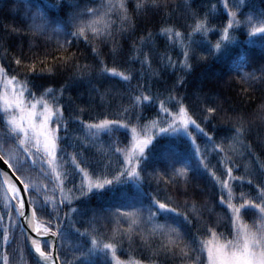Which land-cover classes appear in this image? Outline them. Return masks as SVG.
I'll return each instance as SVG.
<instances>
[{
  "label": "trees",
  "instance_id": "1",
  "mask_svg": "<svg viewBox=\"0 0 264 264\" xmlns=\"http://www.w3.org/2000/svg\"><path fill=\"white\" fill-rule=\"evenodd\" d=\"M102 0H95V5H99ZM107 3V0H103ZM238 2V0H237ZM65 5L69 0H64ZM116 5L114 11L109 12V18L119 26L121 24L120 16L116 14L119 11L120 0H113ZM127 8V18L131 29L135 30V48L130 52H125L123 56L104 57V64L101 68H115L117 72H123L125 75L131 73L134 77L130 84L132 87L143 85L144 88H150L152 95L156 98L154 103L146 102V106H141L132 113L129 109L127 96L121 97L124 87L128 82L123 81L119 76H111L104 73L105 84L101 86L96 84L101 79L99 71L93 66L89 72L94 77L93 83L99 88V92L92 94L90 85L86 80L81 79L77 72L75 80L78 82L69 83L67 90L63 92V101L61 103L65 108H69L68 101L73 102L68 111L64 112L65 120L61 122L58 135L63 141V147L66 148V157L58 161V171L63 174L65 171V159L67 166H71V156L81 153L80 159L90 169L95 171V175L90 172V179L93 183L105 178L112 180L110 185L102 189L92 188L86 198L80 197L78 192L70 193L72 184L68 183L64 187L66 200H72L73 209L80 208L85 216L77 215L65 223V239L57 241L59 254L65 261H72L75 264L77 259L82 260L83 264H112V253L105 250L103 245L106 243H115L117 245L116 255L122 261H140L141 264H172L171 257H165L163 254L157 255L151 249L144 246L139 234L134 233L133 238L127 236L112 235V223L103 219V215L113 217L116 215V209L121 213L132 212L147 207L151 196H156L162 202L167 201L172 204L179 203L181 210L186 198L178 196L180 192L193 189L202 191L204 194L200 197L198 204H204L207 208H214L213 200L219 196V188L213 192L214 181L199 164V157L196 156V149L199 148L204 153V158L208 166L213 168L218 176L226 175L223 166L219 164L220 159L230 157L232 163L236 165L234 169L235 176H243V181H232L236 196L240 192H249L251 189L255 192V184L258 180H264V174L261 171V163L264 162V113H261V105H264V34L257 33L254 27H260L257 13L264 8V0H248L247 7H241L236 10L235 23L230 28V39L222 42L219 50L213 48V45L220 39L222 29L228 24L227 9L223 7L222 0H161V14L156 15L151 20H145L143 10L136 11L138 0H123ZM89 3V7L95 6ZM39 11L43 19H31L32 13ZM197 13L196 19L204 21L207 32H193L195 28V19L190 18L193 12ZM70 9L56 7V0H0V57L9 53L8 58H4L2 63L9 64L11 56L22 54L28 61L32 62L36 58L35 78L31 79L29 88L35 93L37 98L45 88H54L57 90L54 95H59L61 85L70 81L74 71L73 67L61 69L57 75H50L47 70L41 72V68L52 66L57 62L63 51L57 48V40H69L72 48L68 51L75 52L80 56L86 55L85 48L91 51V47L84 43L83 37L79 41L70 35L72 29L71 22L68 20ZM125 13L121 12V15ZM43 24L48 29H58L60 33L67 32L68 35H57L51 32H45L43 35L34 31L31 25ZM18 29L19 31H13ZM162 29H172L171 33L161 34ZM115 31V29H113ZM129 29H125L127 35ZM179 31L183 35L177 41L175 33ZM11 35H5V33ZM193 32L196 38V44L191 45V38L187 33ZM51 35V40L48 36ZM91 36V33H88ZM141 37L148 38L142 41ZM171 37V38H169ZM117 40L126 49L133 43L132 38L127 42L120 40L117 34ZM11 45V47H9ZM187 46H191L194 55L187 61V67L180 64L184 60V51ZM97 47H102L97 44ZM112 44L109 43L108 50L111 51ZM154 49V55L146 63L141 64L144 53ZM47 53V56L45 54ZM240 57L246 60L247 68L243 72H235L232 64ZM169 60L172 63H168ZM78 63L83 66H92L91 58L79 59ZM167 65V68H164ZM12 67H15L14 61ZM11 73V68L8 69ZM247 74V75H246ZM31 76V74H30ZM142 77V79H141ZM183 78V86H178V92L172 88L173 82ZM23 76H18L22 80ZM119 82V83H117ZM109 84L114 87H109ZM43 86V87H41ZM4 90L3 79H0V93ZM135 95V93H133ZM169 95H174L177 99L180 96H186L184 101L189 107V114L193 119L200 123L209 136H214L217 142H222L228 146L227 151L219 153L213 151V145L207 142L208 138L200 133L193 125H188L191 136L185 134L183 126L175 131L160 132V128L168 127L164 123V114L161 112L160 101L167 100ZM31 100V97H29ZM175 102H170L174 104ZM170 110L171 109V106ZM208 107H218L219 113H214L215 118L205 121L201 113L207 114ZM39 111V108H38ZM178 111V109H176ZM79 119H75L76 116ZM2 116V109H0ZM109 120L120 119L127 123L131 119L137 125V138H151L145 151L141 156L142 163L137 166L143 167V172L139 176L129 177L127 171L131 169L124 164V155L127 149L131 147V125L128 129L120 127L118 130L108 132L85 127L81 121L91 125L98 123L100 119ZM65 122L68 123V131L65 132ZM178 124L179 121L177 120ZM242 133L238 137H233L228 131H235L236 127H241ZM56 129V125H51ZM250 129V131H245ZM6 129L0 128V132ZM127 139H124V136ZM228 136V139L221 141V136ZM195 140V144L192 141ZM119 141V143H114ZM253 145V153L249 154L244 146ZM120 148L119 154L116 149ZM207 149V151H205ZM137 155H140L137 153ZM172 161V163H170ZM135 164V157L132 158ZM123 165V168H121ZM231 166V165H229ZM187 167L185 176L179 177L173 175V169ZM50 171V170H49ZM123 171L122 179H113L116 172ZM80 176L76 177V183L79 184ZM253 184L249 185L248 181ZM53 193L50 191L49 195ZM60 197L59 188L55 190V200L58 202ZM83 200V203L78 201ZM239 204L241 201L234 200ZM7 201L3 191H0V216H3L4 224L8 223V212L5 211ZM191 202L189 200V206ZM68 209L61 210L63 217ZM224 211L221 208H215L213 212L205 213L203 217L204 231L207 227L215 226L218 233H223L224 238L231 240L230 218L225 219ZM95 213L98 219L95 223V232H90L87 236H81L85 231V220L90 219ZM143 215L147 216L145 211ZM18 220V217H13ZM255 219L253 215L243 217L245 224L251 225ZM163 223V220H160ZM69 224H75L79 232L70 228ZM125 221L120 225L121 231L127 228ZM21 226L18 223L15 231L18 233ZM196 236L197 244L202 240L211 239V233L204 235L192 229ZM95 239L97 243L93 245ZM222 242V241H221ZM43 247V244H42ZM81 249L85 255H81ZM13 249L15 255L12 256ZM8 253L12 256L13 264H21L22 249L17 246L15 240L10 244L3 242V225H0V257ZM27 252H29L27 248ZM192 259L186 264H208L207 248L202 246L195 247L190 253ZM27 264L30 260L27 255L23 256ZM2 264V259H0ZM175 264H180L177 260Z\"/></svg>",
  "mask_w": 264,
  "mask_h": 264
},
{
  "label": "snow or ice",
  "instance_id": "2",
  "mask_svg": "<svg viewBox=\"0 0 264 264\" xmlns=\"http://www.w3.org/2000/svg\"><path fill=\"white\" fill-rule=\"evenodd\" d=\"M222 2L223 7L228 10V24L222 29L220 39L213 45L216 50L221 48L222 42L231 38L229 30L232 25L240 23L235 20L236 10L248 6V0H238V2L237 0H222ZM89 3L95 5V0H69L67 5H65L64 0H56V7L61 9L67 7L70 9L68 20L71 22L73 29L70 35L75 37L77 41L83 37L84 43L91 47L90 52L88 48H85L86 55L80 56L75 52L68 51L73 46L71 41L67 39L63 41L57 40V48L63 51L64 54L59 56L57 62L52 66L41 68L40 71L44 72L47 70L50 75H57L61 69L73 67V62H76L70 81L61 85L59 95H54L57 92L54 88H45L39 98H37L35 93L31 92L29 84L31 79L35 78L36 58H33L32 62L28 63L22 54L15 55L11 56L9 64L5 65L2 60L8 58L9 53L6 51L5 56L0 57V79H3L4 82V90L0 93V109H2L0 128L6 129V131L0 132V169H2L0 170V191H3L4 197L8 201L5 208V211L8 212V223L4 224L3 216H0V225H3L4 244H10L11 241L15 240L17 246L22 249L21 264H27L23 259L24 255L28 256L30 264H72V261H65L59 254L60 250L56 248L55 241H63L66 238L64 233L66 222L77 215L85 216L87 213L86 211L82 212L80 208L73 209L71 207L72 200H66L64 187L71 183L72 188L68 191L70 193L78 192L80 197L86 198L93 187L102 189L112 183V180L107 178L103 180L97 179L93 183L90 179V172L95 175V171L90 169L84 160L80 159L81 153L71 156L70 167L67 166V159H65L66 168L63 174L58 171V161L62 157L71 155L66 153V148L62 146L63 141L60 139L58 132L61 122L65 120L64 112L68 111L73 103L69 99V108L64 107L61 103L63 101V92L67 90L69 83L78 82L75 80L76 73L79 72L81 79L87 81L92 94L99 92L96 84L101 86L105 84L104 73H108L111 76H119L123 81L128 82L127 86L121 85L125 90L120 95L121 97L127 96L130 108L126 109V111L130 110L132 113H135L141 106H146V102L154 103L156 99L152 95L150 88H144L143 85L138 87L131 86L130 81L134 78L131 73L125 75L123 72H117L115 68L100 67V65L104 64L102 56H123L126 51L130 52L136 46L134 39L135 30L131 29L126 15L127 8L123 0H120L119 11L116 12L121 20L119 26L115 25L109 18V12L116 9L113 0H107V3L102 0L99 5L93 7H89ZM164 6L161 4V0H138L136 11L143 10L145 20L149 21L156 15L161 14ZM121 12L125 14L121 15ZM257 16L260 27H254L253 30L264 34V8L257 13ZM196 17L197 13L194 11L190 17L195 19L193 32H207L204 21L196 19ZM38 18L43 19L39 11L33 12L31 16L33 22ZM31 27L41 35L45 32L68 35L67 32L60 33L58 29H48L43 24L37 25L33 23ZM126 28L129 29L127 35H125ZM13 31L18 32L19 30L13 29ZM171 31L172 29H162L161 34L171 33ZM89 32L91 36L88 35ZM193 32L187 33V37L191 38V45L196 44ZM117 34H119L120 40L125 42L132 38V45L126 49L117 40ZM5 35H11V33L6 32ZM182 35L179 31L175 33L177 41ZM0 39H3V37H0ZM48 39L51 40V35L48 36ZM147 39L146 37H141L142 41H147ZM109 43L112 44L111 51L108 50ZM97 44L102 47H97ZM0 47H3V45H0ZM153 55L154 49L144 53V58L141 61L142 66ZM192 55H194V51L191 46H187L184 51L185 59L181 60L180 64L187 67V61ZM45 56H47V53ZM88 58L93 61L92 66L86 65L82 67L78 63L79 59ZM13 61L15 67H12ZM168 63H172V61L169 60ZM93 66L99 71L101 77L96 84L93 83L94 77L89 75ZM9 68H11V73L8 71ZM164 68L166 69L167 65H164ZM21 75L23 79L18 80V76ZM183 83V78H179L173 82L172 88L178 92V86H183ZM109 87H114V85L109 84ZM29 97H31V100H29ZM186 99V96H180L177 99L176 96L169 95L167 100L160 101V112L157 113V117L159 118L162 112L165 117L163 122L169 126L160 128L159 131H175L183 126L185 134L191 136L192 133L188 130V125L191 124L208 138L207 142L213 145V151H217L218 154L226 152L228 146L231 145V141H229V145H225L222 142H217L214 136H209L200 123H197V120L193 119L192 115L189 114V107L184 102ZM173 101L175 103L170 104ZM169 104L172 110H170L169 106H166ZM219 112L220 109L218 107H208L207 114L202 112L201 115L207 121L210 116L212 119L215 118L211 114ZM261 113H264V105H261ZM75 119H79V116L77 115ZM177 120L179 121L178 124L176 123ZM68 123L65 122L64 130L66 133L68 131ZM81 123L85 127L95 129L97 132L101 130L113 132L120 127L128 129L131 125L132 143L124 155V164H127L131 169L127 171L129 177L139 176L143 172V167H140L138 172L137 166L142 163L141 156L145 151V145L148 144L151 138L138 139L137 125L131 119L127 123L120 119L109 120L107 118L100 119L98 123L91 125L84 121H81ZM53 124L56 125V129L51 127ZM242 128L243 125L236 127L234 132L231 129L228 131L233 137H238L242 133ZM245 131H250V129ZM123 138L127 139V136L125 135ZM226 139H228L227 135L220 137L221 141ZM114 143H119V141H114ZM192 143L195 144V140ZM261 146L264 147V145ZM244 147L249 154H254L252 151L253 145ZM121 151L123 150L120 148L116 149L117 154ZM137 153L140 155H137ZM195 154L200 158L199 164L204 167L205 171L215 182L213 192L215 193L216 188H219V196L213 200L214 208L209 209L204 204H198L200 197L204 193L196 189L191 192H180L177 190L178 196L186 198L183 210H181L179 203L162 202L156 196H151L146 208L142 206L139 210L124 213H121L120 209L117 208V214L113 217H109L106 214L103 215V219L108 220L113 225L111 229L112 235L114 237L120 236L121 238L127 236L132 239L133 234L137 233L140 235L145 247L151 249L157 255L163 254L166 258L171 257L172 264H175L177 260L180 261V264H186L187 261L192 259L190 253L197 246L207 248L208 264H264V180L256 182L255 192L250 189L249 192L241 191L239 196H236L232 181H243L244 177L234 175L236 165L232 163L231 158L224 157L220 159L219 164L223 166L226 173V175L221 177L217 175L213 168L208 166L204 153L199 148L196 149ZM133 157L136 160L135 164L132 163ZM260 163L262 174H264V162ZM121 168H123V165H121ZM187 171H189L187 167L175 168L173 169V175L182 177L186 175ZM123 174V171L116 172L113 179H122ZM77 176L81 177L79 184L76 183ZM248 184L252 185L253 181L249 180ZM57 187L60 192L58 202L55 200ZM50 191L53 193L52 195H49ZM24 197L27 198L25 199ZM237 199L241 201L239 204L234 202ZM189 200L191 202L190 206ZM78 202L83 203L84 201ZM217 207L222 210L226 207V211L223 214L225 219L230 218L231 221L230 234L233 237L231 240L225 239L223 233H218L215 226H209L206 232L204 231V214H210ZM64 208H67L68 211L61 217L60 212ZM145 211L147 216L143 215ZM246 215L255 216L251 225L243 222V217ZM13 217L23 219L16 220ZM100 218L93 213L90 219L85 220L84 224L86 227L81 236H87L90 232H95L94 225ZM161 219L163 223L160 222ZM125 221L128 226L121 231L120 225ZM18 223L26 224L31 229V232L36 234V237L47 236L51 242L43 243L30 234L26 235L23 228H20L17 233L15 229ZM68 226L79 232L75 224H69ZM192 229L204 235L211 233V239L202 240L198 245ZM92 243L95 245L97 241L93 239ZM29 244L35 256L31 252H27ZM103 248L111 251L112 264H141L138 260H120L116 255L117 245L115 243H106ZM74 251H80L82 256L85 255L79 248L74 249ZM14 255L15 249L12 252V256ZM12 256L7 252L3 254L0 257L2 264H13ZM75 264H83V261L77 259ZM165 264H168L167 259Z\"/></svg>",
  "mask_w": 264,
  "mask_h": 264
},
{
  "label": "water",
  "instance_id": "3",
  "mask_svg": "<svg viewBox=\"0 0 264 264\" xmlns=\"http://www.w3.org/2000/svg\"><path fill=\"white\" fill-rule=\"evenodd\" d=\"M0 170H2V169H0ZM24 198L26 199L27 197H24ZM21 219H23V218H18V220H21ZM20 225H21V228H23L25 230V234L26 235L27 234H30L34 238L40 239L41 241L46 242V243H50L51 242L47 236L36 237V234L35 233H32L31 232V229H29L26 224H20ZM55 246L57 247V240L55 241ZM27 248H28L29 252H31L32 255L35 256V253L31 249L30 244L28 245Z\"/></svg>",
  "mask_w": 264,
  "mask_h": 264
},
{
  "label": "rangeland",
  "instance_id": "4",
  "mask_svg": "<svg viewBox=\"0 0 264 264\" xmlns=\"http://www.w3.org/2000/svg\"><path fill=\"white\" fill-rule=\"evenodd\" d=\"M7 202H8V201H7ZM43 243H44V242H43ZM43 243H42V244H43Z\"/></svg>",
  "mask_w": 264,
  "mask_h": 264
},
{
  "label": "bare ground",
  "instance_id": "5",
  "mask_svg": "<svg viewBox=\"0 0 264 264\" xmlns=\"http://www.w3.org/2000/svg\"><path fill=\"white\" fill-rule=\"evenodd\" d=\"M40 240V239H39ZM58 241V240H57Z\"/></svg>",
  "mask_w": 264,
  "mask_h": 264
}]
</instances>
